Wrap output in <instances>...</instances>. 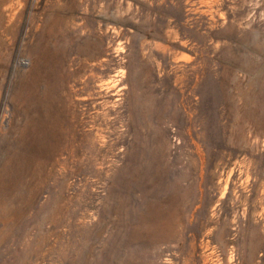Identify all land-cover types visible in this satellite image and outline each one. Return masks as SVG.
I'll list each match as a JSON object with an SVG mask.
<instances>
[{
  "label": "rangeland",
  "instance_id": "1",
  "mask_svg": "<svg viewBox=\"0 0 264 264\" xmlns=\"http://www.w3.org/2000/svg\"><path fill=\"white\" fill-rule=\"evenodd\" d=\"M0 264H264V0H0Z\"/></svg>",
  "mask_w": 264,
  "mask_h": 264
},
{
  "label": "bare ground",
  "instance_id": "2",
  "mask_svg": "<svg viewBox=\"0 0 264 264\" xmlns=\"http://www.w3.org/2000/svg\"><path fill=\"white\" fill-rule=\"evenodd\" d=\"M95 138V137H94ZM86 147V146H85ZM86 149V148H85ZM87 150V149H86ZM236 162H240L242 163L243 165H246L247 164V158L243 159L242 161H238L236 160Z\"/></svg>",
  "mask_w": 264,
  "mask_h": 264
}]
</instances>
